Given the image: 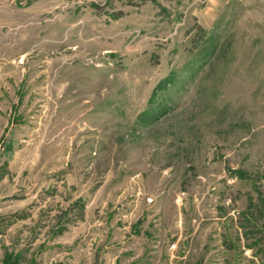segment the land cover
<instances>
[{"label":"rangeland","instance_id":"obj_1","mask_svg":"<svg viewBox=\"0 0 264 264\" xmlns=\"http://www.w3.org/2000/svg\"><path fill=\"white\" fill-rule=\"evenodd\" d=\"M264 264V0H0V264Z\"/></svg>","mask_w":264,"mask_h":264},{"label":"trees","instance_id":"obj_2","mask_svg":"<svg viewBox=\"0 0 264 264\" xmlns=\"http://www.w3.org/2000/svg\"><path fill=\"white\" fill-rule=\"evenodd\" d=\"M6 260L7 261L3 262V264H15L13 263V260H8V258Z\"/></svg>","mask_w":264,"mask_h":264}]
</instances>
